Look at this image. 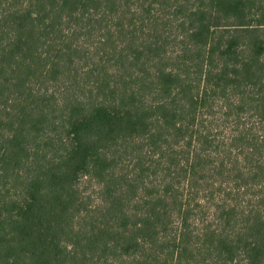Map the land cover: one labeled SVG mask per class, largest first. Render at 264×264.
Wrapping results in <instances>:
<instances>
[{
	"label": "trees",
	"instance_id": "trees-1",
	"mask_svg": "<svg viewBox=\"0 0 264 264\" xmlns=\"http://www.w3.org/2000/svg\"><path fill=\"white\" fill-rule=\"evenodd\" d=\"M0 264H264V0H0Z\"/></svg>",
	"mask_w": 264,
	"mask_h": 264
},
{
	"label": "rangeland",
	"instance_id": "rangeland-1",
	"mask_svg": "<svg viewBox=\"0 0 264 264\" xmlns=\"http://www.w3.org/2000/svg\"><path fill=\"white\" fill-rule=\"evenodd\" d=\"M84 185H85V187H84V188H85L86 192H89V191H90V189H91V188L89 187V186H90V184H84Z\"/></svg>",
	"mask_w": 264,
	"mask_h": 264
}]
</instances>
